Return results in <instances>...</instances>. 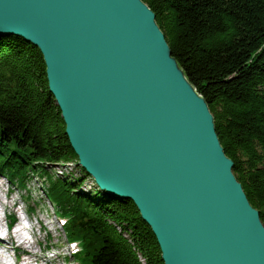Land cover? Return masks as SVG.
<instances>
[{
	"label": "water",
	"instance_id": "95a60500",
	"mask_svg": "<svg viewBox=\"0 0 264 264\" xmlns=\"http://www.w3.org/2000/svg\"><path fill=\"white\" fill-rule=\"evenodd\" d=\"M40 50L79 163L131 200L164 264H264V224L143 0H0Z\"/></svg>",
	"mask_w": 264,
	"mask_h": 264
},
{
	"label": "trees",
	"instance_id": "16d2710c",
	"mask_svg": "<svg viewBox=\"0 0 264 264\" xmlns=\"http://www.w3.org/2000/svg\"><path fill=\"white\" fill-rule=\"evenodd\" d=\"M143 1L205 98L232 171L264 224V0ZM77 160L40 50L21 36H0V176L26 189L46 164ZM81 171L74 181L50 171L55 183L43 187L47 200L54 206L50 194L57 202L55 216L65 219L66 238L80 242L73 255L83 254L86 263L79 264H164L134 203L97 184L87 187L90 176Z\"/></svg>",
	"mask_w": 264,
	"mask_h": 264
},
{
	"label": "rangeland",
	"instance_id": "374dc122",
	"mask_svg": "<svg viewBox=\"0 0 264 264\" xmlns=\"http://www.w3.org/2000/svg\"><path fill=\"white\" fill-rule=\"evenodd\" d=\"M70 164L72 168H75L78 171H80V169H83L78 160ZM46 167L49 171L38 170L40 175L38 173H34L29 177L26 182V189L19 187L16 183L11 185L5 179V177L0 176V195L2 196V200H6V189H10V191H8V194L10 198H13L16 201L15 208L7 207L6 210L10 209L11 213L17 216V221H20L21 225H27L25 217H27V215L29 216L30 223H32L33 225V237H31L32 235L27 236L28 238L31 237L29 238L30 242H33V240L38 242V245L33 244L32 248H30L37 253V261H35L36 264H78V260L82 263H86V261L83 260V254L75 255L76 258H74L67 251V240L61 226V221L59 217L55 216V214L58 215L57 208H54V206L57 207L55 205L57 202L55 200H52L51 195L48 194L50 200L55 203L53 206L52 203L47 200L43 192L44 185L55 183L53 175L55 176L57 172L61 174H58L59 177L65 175L64 165L61 163L46 164ZM50 171H52L53 175ZM80 172L82 173V171ZM78 174L79 173L75 172L71 175V177H76ZM89 176L90 177H88L86 186L91 187L92 185H96L97 183L95 182L94 178L91 175ZM58 181L62 182L61 179H59ZM72 188L73 187L71 185L68 186V190H72ZM29 205L33 207V210H29ZM1 214L2 211L0 208V216L2 217ZM1 222L5 223V219H2ZM3 230L4 226H2L0 229V235L3 234ZM65 232L67 234L68 232H70V230L65 229ZM67 237L69 240H72L68 235ZM15 245H18L17 239L14 240L13 247ZM7 249V251H0H2L3 254L8 255L9 259L12 258L11 260H7L8 264H12L14 259L13 248L8 246ZM22 250H24V246L23 248L20 247L18 249H15L14 251H16V253L18 252V255H24V253L21 252Z\"/></svg>",
	"mask_w": 264,
	"mask_h": 264
},
{
	"label": "bare ground",
	"instance_id": "6f19581e",
	"mask_svg": "<svg viewBox=\"0 0 264 264\" xmlns=\"http://www.w3.org/2000/svg\"><path fill=\"white\" fill-rule=\"evenodd\" d=\"M61 164H63V163H61ZM63 165H64V169H65V175H63V176H64V178L69 177V178H65V179H68V181H74L72 179L74 177H71V175L74 174L75 172L79 173L75 178H77V177L81 178L82 176L84 177V175L80 172L81 169H80V171H78L77 169L72 168L70 163H64ZM70 167H71V169H70ZM58 174L61 175L59 172H57L56 175H58ZM85 180L87 181L88 177H86ZM89 181H91V180H89ZM0 188H1V182H0ZM5 197H6V200L3 201L2 196L0 195V208L1 209H6L7 207L15 208L16 207V204H15L16 201L13 198H10L9 195H6V193H5ZM27 217L29 219L28 215H27ZM2 219H4V218L0 216V229L3 226V223L1 222ZM30 224L31 225L28 229L23 230L20 227V221H17V223L14 226V228L12 229V231H8L6 237L4 239H2L3 246H6L5 251L8 250L7 249L8 246L14 249V247H13L14 240L17 239V241H20L19 238H21L23 240L25 254L21 258H19V260L21 259L20 263H17L15 261V264H36L35 261H37V253L34 252L33 250H31L30 248H32L33 244L38 245V242L35 240H33V242L32 241L30 242V240H29V238L33 237V234H32L33 233V225H32V223H30ZM29 234H31L32 236L28 238L27 235H29ZM66 240H67V238H66ZM79 249H80V246L78 243H76V242L69 243L67 241V251L69 252V254L72 255L75 251H77ZM11 259H9L8 255L3 254L2 251H0V262H2L3 260L7 261V260H11Z\"/></svg>",
	"mask_w": 264,
	"mask_h": 264
}]
</instances>
